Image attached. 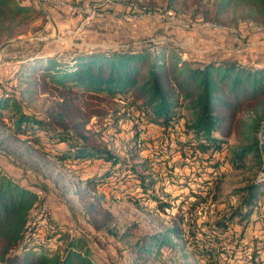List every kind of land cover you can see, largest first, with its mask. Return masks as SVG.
I'll return each instance as SVG.
<instances>
[{
  "label": "trees",
  "instance_id": "1",
  "mask_svg": "<svg viewBox=\"0 0 264 264\" xmlns=\"http://www.w3.org/2000/svg\"><path fill=\"white\" fill-rule=\"evenodd\" d=\"M180 1L168 0L167 7L176 9ZM128 3L144 5L139 0L118 1L120 8ZM195 6L193 14L205 22L226 28L244 23L264 29V0H196ZM40 15L43 13L36 6L25 5L24 0H0V46L15 36L21 24ZM167 28L172 39V29L177 28ZM18 44L8 47L12 50ZM57 50L38 49L17 59V70L7 78L9 87L0 92V144L24 140L27 148L37 145L56 161L70 163L81 173L86 171L88 176L80 175L73 194L94 232L109 230L116 222L101 194L115 193L111 189L114 176L126 195L154 201L162 209L171 206L159 200L158 178L151 173L139 174L131 161L142 149L141 144L159 140L143 139L153 128L168 138L180 130L183 121L184 139L177 140V149L199 156L211 167L210 179L202 183L212 186V192L221 188L217 168L231 139L237 142L232 148L233 165H243L252 157L264 171V64L186 53L172 41L118 49L88 46L62 58L54 55ZM121 98L132 99L142 114L140 131L128 141L134 144V153L130 151L131 159L126 160L109 149L91 128L92 121L110 117ZM159 152L171 160L176 150L165 146ZM139 166L153 169L147 163ZM169 171L164 173L168 176ZM170 174L168 177L177 183ZM130 182L140 188L138 196L130 193ZM262 186L264 178L260 183L254 180L245 189L242 205L215 223L213 232L227 234L237 217L249 222L256 213ZM44 189L40 182L24 183L0 167V264H99L86 244L72 236L77 230L54 217L46 219L47 234L37 243L47 203L45 197L39 198L38 191ZM258 216L264 218L260 212ZM173 219L171 228L144 237L132 248L138 260L158 258L165 249L171 251L177 246L175 241L183 236V217Z\"/></svg>",
  "mask_w": 264,
  "mask_h": 264
},
{
  "label": "rangeland",
  "instance_id": "2",
  "mask_svg": "<svg viewBox=\"0 0 264 264\" xmlns=\"http://www.w3.org/2000/svg\"><path fill=\"white\" fill-rule=\"evenodd\" d=\"M114 1L118 5V1L125 4L130 0ZM139 1L144 5L152 3L154 7L168 8V0ZM195 3L196 0H182L174 6L176 9H173L178 14L184 11L191 14L188 22L190 29L184 30L177 26V29H172V40L182 51L264 64V29L246 24L232 32L221 30L224 34L219 33L220 31H205L201 27V16L193 14ZM24 4L36 6L34 0H24ZM42 13L43 15L28 19L19 26L12 39L24 40L16 42L20 44L12 51L22 56L38 49L52 52L61 47L59 33L54 30V25L46 18L44 12ZM147 21L158 24L151 20L139 23ZM170 25L172 24H165L160 28L164 32L163 35ZM157 31L159 33V29H156L152 35L138 36L127 42H111L112 46L103 41H91L90 44L93 47L113 49L138 47L145 43L157 42L160 39L156 38ZM34 36L40 38H33ZM219 37L223 40L219 41ZM183 57L188 56L183 54ZM141 117L140 109L132 99L121 98L116 101L111 116L92 121L91 128L120 159H131L130 151L134 153V144H129L128 141L140 131ZM10 126L12 127L11 123ZM179 128L177 133L168 138L164 134L161 135L160 130H155L154 137H159V140L141 144L142 149L138 151L136 158L131 160L133 165H137L139 174L151 173L153 177L158 178L159 200L171 205L167 207L169 212L159 208L154 201L139 200L122 191L114 194L102 191L106 207L116 216L114 226L105 231L94 232L89 227L82 207L73 194L74 185L79 183L82 174L74 165L56 161L40 151L37 145L27 148L24 140H13L0 144V167H6L8 172L16 174V177L25 176L31 182L38 181L45 185L43 194L47 199L50 216L70 229L77 230L72 232V236L79 243L86 244L92 258L99 264H264V218L260 220L258 216V212L264 216V186L260 189L256 213L249 222L240 221L237 217L227 234L213 232L215 223L238 210L243 197L247 195L245 189L254 180L260 183L264 178V171L259 170L252 157H248L243 165H233L232 148L237 142L231 139L219 159L221 164L217 168V172L222 176L221 188L218 192H212V186L206 187L205 183H202L210 179L211 167L206 166L207 163L201 161L199 156H191V152L184 153L177 149V140L184 139L181 133L183 121L180 122ZM10 130L11 128L5 134H9ZM125 144L127 147L124 148ZM165 146L176 150L171 160L167 154L159 156V150ZM142 163L150 164L153 169H141L139 165ZM166 169L171 171L168 176L172 173L177 183H173L166 172L164 173ZM40 189L43 188L40 186ZM207 190L211 192L210 197H206ZM195 192L199 193V196H195ZM178 215L183 217V236L175 241L177 246L171 251L165 249L158 258L153 256L138 260L132 248L144 237H151L171 228L173 218ZM65 242L64 239L62 245H65Z\"/></svg>",
  "mask_w": 264,
  "mask_h": 264
},
{
  "label": "built area",
  "instance_id": "3",
  "mask_svg": "<svg viewBox=\"0 0 264 264\" xmlns=\"http://www.w3.org/2000/svg\"><path fill=\"white\" fill-rule=\"evenodd\" d=\"M39 4L42 7L48 6L55 11L63 12L71 19H76L74 25L62 29L58 28L57 30L60 35L59 39L62 40H59L61 47L54 53L58 58L68 55L74 49L92 46L89 42V28L97 21L108 20L114 23L133 24L139 21L151 20L162 25L172 24L184 30L190 29L188 22L191 14L187 11L178 14L171 8L162 9L137 3H128L120 8L114 0H103L92 4H87L83 0H39ZM244 25L246 24L243 23L240 26ZM201 27L208 32H217L221 30L232 32L236 29L221 27L217 23L205 22L203 20L201 21ZM164 41L167 40L157 41L155 44ZM9 85L7 78L0 81V86L9 87ZM14 92L18 94L17 89ZM155 130V128L149 130L142 136L143 139L154 138ZM82 176H88V173L83 172ZM117 181L118 178L116 176L112 177L111 189L115 190V193L123 191V187L117 185ZM128 188L134 195H139L140 188L136 183H128ZM38 195L41 200L44 198L43 191L39 190ZM47 206V203H44V214L41 215L44 220L41 222V230L37 235V243L43 242L44 235L47 234L48 231L46 219H48L51 214L46 210ZM163 209L169 212L167 207Z\"/></svg>",
  "mask_w": 264,
  "mask_h": 264
},
{
  "label": "crops",
  "instance_id": "4",
  "mask_svg": "<svg viewBox=\"0 0 264 264\" xmlns=\"http://www.w3.org/2000/svg\"><path fill=\"white\" fill-rule=\"evenodd\" d=\"M83 1L86 2L87 4L88 3L92 4V3L101 2L103 0H83ZM34 3L36 7L40 8L37 0H34ZM40 11L44 12L46 18L49 21H51L53 25H56L59 29H62L70 25H74L76 22V19H71L65 13L60 11H55L48 6H43ZM161 26L163 27L162 24L161 25L154 24L150 21L140 22V23L138 22L134 24L114 23L108 20L97 21L93 23L89 28V40H90L89 42L103 41L110 43L109 45L112 46L111 42L117 41L118 43H122V42L131 41L138 36L152 35L154 34V30L156 29H159V33L157 31L158 36H156V38H160L158 39V41L167 39V41L170 40L174 42L172 39L167 38L169 29H167V31H165V35H163L164 32L160 30ZM222 40H223L222 38H219V41ZM151 41H155V40H151ZM20 58L21 56L18 53L12 51L8 47V45L6 46L3 52L2 61L0 63V81L4 78H8L15 70H17L18 68L17 59ZM4 89L7 88L6 87L1 88L0 92L3 91ZM1 167L7 170L8 172V169L6 167L3 166ZM19 178H22L24 183H29V180L25 176Z\"/></svg>",
  "mask_w": 264,
  "mask_h": 264
},
{
  "label": "water",
  "instance_id": "5",
  "mask_svg": "<svg viewBox=\"0 0 264 264\" xmlns=\"http://www.w3.org/2000/svg\"><path fill=\"white\" fill-rule=\"evenodd\" d=\"M38 3H39V0H37ZM39 7L40 9H42V6L39 4ZM54 30L57 31L58 30V27L56 25H54ZM33 38H40L39 36H34ZM50 38V37H49ZM24 39L23 38H18V39H12V40H9L7 41L6 43H4L3 45H1L0 47V63L2 61V56H3V52H4V49L6 48L7 45L9 44H12V43H16V42H21L23 41Z\"/></svg>",
  "mask_w": 264,
  "mask_h": 264
},
{
  "label": "bare ground",
  "instance_id": "6",
  "mask_svg": "<svg viewBox=\"0 0 264 264\" xmlns=\"http://www.w3.org/2000/svg\"><path fill=\"white\" fill-rule=\"evenodd\" d=\"M60 41H62L61 39H59Z\"/></svg>",
  "mask_w": 264,
  "mask_h": 264
}]
</instances>
